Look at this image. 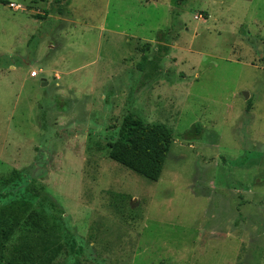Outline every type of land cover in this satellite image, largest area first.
<instances>
[{
    "label": "rangeland",
    "instance_id": "rangeland-1",
    "mask_svg": "<svg viewBox=\"0 0 264 264\" xmlns=\"http://www.w3.org/2000/svg\"><path fill=\"white\" fill-rule=\"evenodd\" d=\"M0 55V183L46 171L18 191L82 248L52 264H264V0H0ZM129 111L172 131L156 181L107 154Z\"/></svg>",
    "mask_w": 264,
    "mask_h": 264
},
{
    "label": "trees",
    "instance_id": "trees-1",
    "mask_svg": "<svg viewBox=\"0 0 264 264\" xmlns=\"http://www.w3.org/2000/svg\"><path fill=\"white\" fill-rule=\"evenodd\" d=\"M62 1L54 0V3ZM64 1L68 4L70 0ZM172 33H175L174 30ZM166 34L170 35V32ZM169 38L167 35L157 38L155 50L149 59L147 54L142 55L137 65L143 74L140 86H144L160 69L159 61L168 52ZM7 58L0 55V66L9 65ZM145 69L147 73H143ZM250 103L248 100V106ZM202 132L203 127L195 123L184 131L183 136L200 138ZM172 141L173 134L168 126L160 122H146L129 111L122 117L116 136L107 142V154L135 173L156 181L161 175ZM33 166L31 164L13 171L11 177L0 183V201L13 192H19V200H13L16 202H0V261L5 264H52L64 250L73 253L82 250L71 235L66 224L67 215L58 202L44 190H40L41 193L27 189L18 191L21 184L33 181V178H46V171L33 176L30 172ZM16 232L18 240L11 242Z\"/></svg>",
    "mask_w": 264,
    "mask_h": 264
},
{
    "label": "built area",
    "instance_id": "built-area-1",
    "mask_svg": "<svg viewBox=\"0 0 264 264\" xmlns=\"http://www.w3.org/2000/svg\"><path fill=\"white\" fill-rule=\"evenodd\" d=\"M10 6H12L13 9H15V10L20 8L18 4H14V3H10ZM30 74H31L30 75L31 77H34V76H36L37 73L35 71H32Z\"/></svg>",
    "mask_w": 264,
    "mask_h": 264
},
{
    "label": "water",
    "instance_id": "water-1",
    "mask_svg": "<svg viewBox=\"0 0 264 264\" xmlns=\"http://www.w3.org/2000/svg\"><path fill=\"white\" fill-rule=\"evenodd\" d=\"M44 84H45V82L43 81V82H42V85H44ZM242 95H243L244 98H247L248 93L245 92V91H243V92H242Z\"/></svg>",
    "mask_w": 264,
    "mask_h": 264
},
{
    "label": "crops",
    "instance_id": "crops-1",
    "mask_svg": "<svg viewBox=\"0 0 264 264\" xmlns=\"http://www.w3.org/2000/svg\"><path fill=\"white\" fill-rule=\"evenodd\" d=\"M57 75V74H56ZM55 77H58V75L57 76H55Z\"/></svg>",
    "mask_w": 264,
    "mask_h": 264
}]
</instances>
